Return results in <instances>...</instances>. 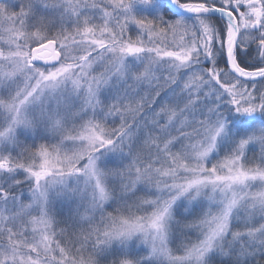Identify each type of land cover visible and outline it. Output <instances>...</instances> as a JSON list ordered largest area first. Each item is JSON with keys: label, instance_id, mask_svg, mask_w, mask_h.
I'll use <instances>...</instances> for the list:
<instances>
[{"label": "rangeland", "instance_id": "1", "mask_svg": "<svg viewBox=\"0 0 264 264\" xmlns=\"http://www.w3.org/2000/svg\"><path fill=\"white\" fill-rule=\"evenodd\" d=\"M161 1L0 0V186H20L0 194V264H133L129 250L141 264H210L264 248L260 105L227 71L221 92L204 87L218 82L199 67L204 16L165 20ZM203 1L176 4L220 0ZM224 5L239 9L242 58L264 63V0ZM227 37L228 24L223 51ZM47 40L59 61L31 65ZM229 116L250 127L238 134ZM110 178L138 196L134 211L107 213ZM182 213L193 224L173 232Z\"/></svg>", "mask_w": 264, "mask_h": 264}, {"label": "trees", "instance_id": "2", "mask_svg": "<svg viewBox=\"0 0 264 264\" xmlns=\"http://www.w3.org/2000/svg\"><path fill=\"white\" fill-rule=\"evenodd\" d=\"M225 0H220L219 2H216L214 4H211L209 6H218V7H224L227 9H230L234 12V15L237 18H239V9L233 8L231 6L224 5ZM184 2H195V3H206L203 0H176V3H184ZM160 12L162 14V17L165 20L171 21V20H191L192 17H184V16H177L175 14H171L167 11V9L163 6V3L161 1L160 4ZM204 19L208 26V42L209 44V51H210V57L206 59L205 63L203 65H200V71L208 73L214 72L215 78L217 79V83L212 80L210 77H206V87L209 91L213 90L212 92H221V76L225 74L227 71L224 66V52H223V39L226 35L227 30V22H225L222 18L215 17V16H204L201 17ZM155 21V20H154ZM159 22V20L156 21V23ZM248 51L250 52L251 49L248 48ZM252 52V51H251ZM235 60L237 64L244 68V69H257L262 66H264V63L258 61L257 59H251V60H244L242 56L239 53V48H236L235 51ZM232 81H234V86H237V90H239V93H248L250 97L251 102L258 103L260 106L255 108L253 111L256 115L262 114L261 121L264 123V114L261 113V111L264 109V78L259 81L255 82H244L241 81L231 75H229ZM179 88V87H178ZM174 91V90H173ZM172 91V92H173ZM162 94V92H160ZM177 95L176 92L172 93ZM212 99L214 95H211ZM164 100L162 97L156 98L155 103L163 102ZM167 102V100H165ZM263 108V109H262ZM207 110V109H206ZM263 112V111H262ZM195 116V115H194ZM190 117V116H189ZM233 118L229 116L227 119L229 123V127L231 130H234L240 133H244L248 130L250 127V123L243 122V120L239 119L236 122L232 121ZM108 174H111L107 172ZM111 182L109 183V187L107 189L108 191V202L105 204V210L107 213L112 214L114 216L116 215H123L124 213H130L131 211H134L136 204H139L140 199L138 200V196L133 192L131 194H123L121 192L120 186L117 184V182L110 178ZM0 194L5 195H12L14 194L20 186L16 185H8V186H0ZM183 215H176V224L172 228L173 232H185L189 226L193 224L195 213H182ZM191 231V230H190ZM188 234H184L183 236H179L178 239L182 240L181 243H184V241H188L193 237V233L190 232ZM174 235V234H173ZM173 235L170 238V246L175 248L178 247L176 241L173 240ZM178 241V240H177ZM129 255H132L130 257H134V259H131L133 264H141L139 259L137 260L135 257H137V252L134 250H129ZM117 255L115 252H112L107 256V258L115 259ZM100 258V257H99ZM210 264H264V248H260L259 250L253 247H250L248 249H237L236 247H228L225 249V251L218 252L217 254H213L211 257V263Z\"/></svg>", "mask_w": 264, "mask_h": 264}, {"label": "water", "instance_id": "3", "mask_svg": "<svg viewBox=\"0 0 264 264\" xmlns=\"http://www.w3.org/2000/svg\"><path fill=\"white\" fill-rule=\"evenodd\" d=\"M170 13L178 16H215L222 18L228 24V37L224 45V64L228 72L242 81L252 82L264 78V67L252 71L242 69L235 61V50L238 42V25L232 10L218 6L178 5L175 0H164ZM251 31L256 30V24L250 26ZM60 59L55 43L47 40L30 49L29 62L31 65L47 67L57 63Z\"/></svg>", "mask_w": 264, "mask_h": 264}]
</instances>
